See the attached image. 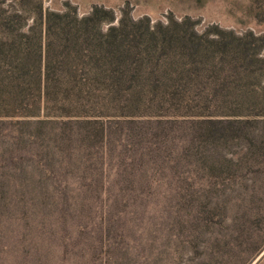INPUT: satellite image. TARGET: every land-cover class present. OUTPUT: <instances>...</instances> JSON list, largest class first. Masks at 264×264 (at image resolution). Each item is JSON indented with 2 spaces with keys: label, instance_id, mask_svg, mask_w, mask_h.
I'll return each mask as SVG.
<instances>
[{
  "label": "rangeland",
  "instance_id": "374dc122",
  "mask_svg": "<svg viewBox=\"0 0 264 264\" xmlns=\"http://www.w3.org/2000/svg\"><path fill=\"white\" fill-rule=\"evenodd\" d=\"M94 6L121 76L55 61L79 87L10 111L19 33ZM0 264H264V0H0Z\"/></svg>",
  "mask_w": 264,
  "mask_h": 264
},
{
  "label": "trees",
  "instance_id": "16d2710c",
  "mask_svg": "<svg viewBox=\"0 0 264 264\" xmlns=\"http://www.w3.org/2000/svg\"><path fill=\"white\" fill-rule=\"evenodd\" d=\"M39 19L43 22V27H38V31L34 30L35 27H29V31L19 33V43L24 41V46L21 48L20 44V47L13 48L18 61L10 68L8 84L9 92L14 93L15 97V101L9 102L12 106L9 110L15 114L38 115L48 109V92L53 86L70 90L79 87L74 77L61 81L50 78L55 61L59 62L58 67L61 71L68 68V72H72L71 67L77 64L82 68L88 67L90 71L102 63L106 66L102 71L105 82L110 85L121 76L120 58L124 53L131 51L132 45L136 46L126 29L125 20L129 22L132 20L124 16L115 23L113 11L100 6H94L83 16H78L75 8L73 13L47 11L44 14L40 9ZM33 41L34 44L36 41V50L31 45ZM54 48L57 49L55 55ZM28 77L34 81L37 91L36 100L32 103H24L19 97L21 93L17 94L28 89Z\"/></svg>",
  "mask_w": 264,
  "mask_h": 264
}]
</instances>
